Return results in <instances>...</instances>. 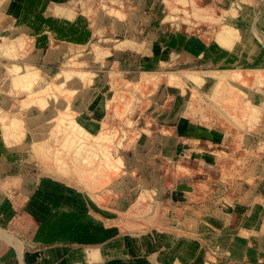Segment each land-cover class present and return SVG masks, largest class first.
Here are the masks:
<instances>
[{"label": "rangeland", "instance_id": "374dc122", "mask_svg": "<svg viewBox=\"0 0 264 264\" xmlns=\"http://www.w3.org/2000/svg\"><path fill=\"white\" fill-rule=\"evenodd\" d=\"M263 97L264 0H0V224L264 264Z\"/></svg>", "mask_w": 264, "mask_h": 264}, {"label": "crops", "instance_id": "0c3cea01", "mask_svg": "<svg viewBox=\"0 0 264 264\" xmlns=\"http://www.w3.org/2000/svg\"><path fill=\"white\" fill-rule=\"evenodd\" d=\"M262 100L264 101V97ZM0 227L7 230L18 240L17 243L15 239L0 234V264H106L105 256L101 254L97 247H84L75 254H72V251L60 248H50L46 250L47 254L42 256L44 250L41 246L24 242L21 236L11 227L7 228L2 224H0ZM116 253H119V251H116Z\"/></svg>", "mask_w": 264, "mask_h": 264}, {"label": "bare ground", "instance_id": "6f19581e", "mask_svg": "<svg viewBox=\"0 0 264 264\" xmlns=\"http://www.w3.org/2000/svg\"><path fill=\"white\" fill-rule=\"evenodd\" d=\"M0 234H5V235L8 236L9 238H11V239H15L16 242L18 241L16 238L13 237L12 234H10V233H9L7 230H5L4 228L1 229ZM17 243H18V242H17Z\"/></svg>", "mask_w": 264, "mask_h": 264}]
</instances>
